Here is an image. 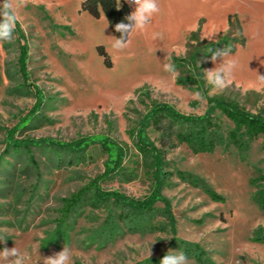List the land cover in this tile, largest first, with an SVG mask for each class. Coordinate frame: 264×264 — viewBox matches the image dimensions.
Here are the masks:
<instances>
[{"label": "rangeland", "instance_id": "rangeland-1", "mask_svg": "<svg viewBox=\"0 0 264 264\" xmlns=\"http://www.w3.org/2000/svg\"><path fill=\"white\" fill-rule=\"evenodd\" d=\"M84 1L25 0L13 39L0 42V250L17 247L30 257L28 264H43L63 246L72 250V264H140L167 252H184L181 242L203 254L200 261L186 255L189 264H264V244L254 241L264 234V212L250 183L264 175L262 139L246 152L224 140L212 153L194 154L162 128L148 126L146 137L161 150L173 175L143 230L130 229L112 199L108 208L85 202L62 229L57 227L61 199L93 179H99L103 191L129 200L153 197V181L136 157L129 130L154 104L196 117L211 111L213 97L233 101L250 115L264 109V85L258 82V75H264V0H158L160 12L131 35L130 46L122 51L112 48L116 36L102 11L92 15L82 8ZM230 21L240 27V35L233 36L236 42L228 46L229 58L238 61L230 86L208 95L203 72L214 67L208 51L196 63L201 91L193 83L178 84L182 74L173 58L191 57L197 47L192 34L200 30V40L217 42L231 30ZM213 29L219 30L213 40L203 39ZM22 52L43 103L30 113L17 138L67 144L86 139L85 152L34 147L37 165L24 150L4 153V129L14 127L38 102L35 88L23 85L18 65ZM165 63L173 64L177 74L164 71ZM213 116L226 137L233 124L220 110ZM105 140L127 150L122 165L130 180L122 175L103 180L109 159L101 144ZM179 172L199 180L224 202L212 200ZM111 224L115 228L109 233Z\"/></svg>", "mask_w": 264, "mask_h": 264}, {"label": "trees", "instance_id": "trees-1", "mask_svg": "<svg viewBox=\"0 0 264 264\" xmlns=\"http://www.w3.org/2000/svg\"><path fill=\"white\" fill-rule=\"evenodd\" d=\"M120 4L119 10L117 6ZM82 8L87 10L92 15L98 16L99 9L106 17L112 33L118 38L119 33L115 31V24L124 20L130 14L128 5L122 0H85L82 3ZM231 30L222 36L217 42L202 41L198 37L200 30L192 34L191 40L197 41V47L194 53L188 60L173 58L174 63L180 69L182 76H178L177 83L185 86L186 83H193L196 85L195 91H201L203 87L202 76L199 69L196 67L197 61L200 59L201 54L209 49H223L228 47L231 43H235L236 39L233 37L240 35L239 25L232 24L230 21ZM26 56L22 53L19 55L18 65L20 73L27 87H34L30 82V75L25 65ZM187 67V69H185ZM35 88V94L38 99L35 107L24 117L20 118L19 122L10 129H4L6 149L5 154L9 150H24L32 164L37 165L32 148H54L57 150L66 151L73 155L76 153H83L87 150L88 144L86 139H82L72 143H62L51 138H23L18 139L17 133L26 126L30 118L28 117L31 112L38 110L43 103L42 92ZM212 102V109L204 116H185L178 111L167 105L154 104L149 110L146 117L139 122L137 127L131 128L129 134L133 139V145L137 151L136 157H141L142 165L146 168L149 176L151 177L154 185L153 197L145 201H134L119 195L118 193H107L102 190L99 179H93L85 186L78 189L75 193L68 197L62 198V207L59 209L60 216L57 219V227L63 228L66 221L73 217L74 213L85 202L93 208L106 207L108 208L109 202L112 199L113 203L120 207L119 218L128 223L130 229L143 230L147 219L153 211L155 202L159 199L160 191L168 186V180L173 175L168 172L166 167L167 163L164 161V156L161 150L153 146L150 140L146 137L145 131L148 126L156 125L162 128L163 132L168 138L177 141L179 144L187 145L194 154L212 153L219 143L227 140L234 145L238 150L246 152L250 149L251 145L258 139L264 142V109L259 115H250L243 108L233 101H228L222 97H213L210 99ZM220 110L230 122L233 124L231 130L222 135V128L214 119L213 111ZM104 151L108 154V161L106 162V172L103 175V180L109 179L112 176L122 175L128 180V171L122 165L127 156V150L121 148L113 141H101ZM264 148V145H263ZM61 161V160H60ZM134 163H137L134 161ZM179 176L187 182L194 184L201 188L208 196L217 202H224V198L211 189L202 185L199 180H194L190 176H184L179 172ZM251 185L256 188L254 194V201L258 207L264 212V175H259L250 181ZM90 194V195H89ZM110 223H113L111 221ZM115 227L110 225L109 233H112ZM257 243L264 244V234L257 235L254 238ZM179 248L184 250L188 256L201 260L203 255L198 247L191 250L185 243L180 242ZM160 259H151L143 261L140 264H160Z\"/></svg>", "mask_w": 264, "mask_h": 264}, {"label": "clouds", "instance_id": "clouds-1", "mask_svg": "<svg viewBox=\"0 0 264 264\" xmlns=\"http://www.w3.org/2000/svg\"><path fill=\"white\" fill-rule=\"evenodd\" d=\"M125 2L133 7V11L124 20L115 24V31L120 34L118 38L114 37L112 43V48L116 51L127 49L131 44V35L134 32L144 30L161 10L158 0H125ZM24 3L25 0H0V42H10L13 39L17 24L20 23L19 11ZM119 7L120 4H118L117 10ZM218 33V29H213L203 39L211 41ZM208 52L212 53L210 62L214 67L205 69L203 76L206 84L210 86L208 95L212 96L221 94L230 86L238 61L235 58H229L231 49L228 47L216 50L209 49ZM163 67L164 71L177 74L173 64L165 63ZM258 82L264 85V75H258ZM196 96L203 99L200 93H196ZM72 256V250L63 246L61 251L44 258L43 264H72ZM29 259L27 254H22L15 246L12 248L4 247L3 250H0V261H3V264H28ZM160 264H189V261L183 251L167 252L160 259Z\"/></svg>", "mask_w": 264, "mask_h": 264}]
</instances>
